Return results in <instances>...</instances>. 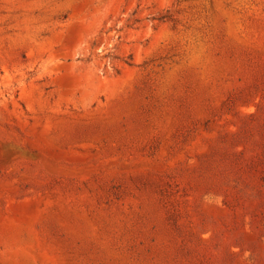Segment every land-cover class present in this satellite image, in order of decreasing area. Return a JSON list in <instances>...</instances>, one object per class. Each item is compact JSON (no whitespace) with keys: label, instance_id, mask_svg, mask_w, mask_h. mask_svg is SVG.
I'll list each match as a JSON object with an SVG mask.
<instances>
[{"label":"rangeland","instance_id":"1","mask_svg":"<svg viewBox=\"0 0 264 264\" xmlns=\"http://www.w3.org/2000/svg\"><path fill=\"white\" fill-rule=\"evenodd\" d=\"M0 264H264V0H0Z\"/></svg>","mask_w":264,"mask_h":264}]
</instances>
